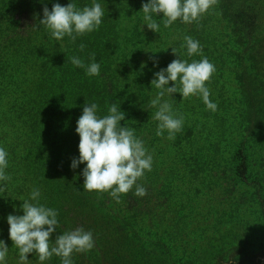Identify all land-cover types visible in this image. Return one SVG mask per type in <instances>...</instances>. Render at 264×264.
<instances>
[{"label":"trees","instance_id":"obj_1","mask_svg":"<svg viewBox=\"0 0 264 264\" xmlns=\"http://www.w3.org/2000/svg\"><path fill=\"white\" fill-rule=\"evenodd\" d=\"M97 1L102 5L104 15L99 26L103 37L96 49L95 62L102 66V73L107 74V77L106 83L94 80L93 87L89 85L88 89L93 90L99 100H104L105 103L127 102L129 105L127 110L133 114L128 122L137 130L139 129L138 112H141V140L148 154L151 153L153 157L152 168L149 171L152 173L150 187L166 204L170 224L173 223L169 229L173 226L176 228L175 233L170 235L169 242L161 241L164 249L167 250L170 262L172 264H264V239L253 237L249 229H246L245 235L238 236L241 241L236 240L235 235L229 236L227 233L228 230H234L235 224L220 230L222 220L214 215L211 208H208L210 202L218 199L216 191L219 186L229 197L237 199L238 197L233 194V187L244 185L245 190L253 194L255 203L258 205L257 211L262 216L264 224V128L254 126L252 123L254 117L264 118V78L255 73L258 77L249 80L245 77L246 70H243L241 74L238 72L237 68H240L238 57L231 44L232 36H236V29L241 32L242 26L236 24H241L243 15L249 18L251 16V20L264 24V10H262L264 0H217L218 3L216 2L212 7L218 9V21L227 27V31L220 29L216 36L209 33L212 28L209 15H202L201 19L191 24L181 23L179 39L177 36L173 45L177 49L181 44V51H177L182 59L191 62L207 57L215 65L218 74L213 73L210 80L206 82V87L210 90V100L216 101L217 109L215 111L207 109L199 95L183 99L179 92L172 96L166 94L164 99L172 105L173 113L183 116V126L181 131L175 134L174 140L167 139L169 135L167 130L164 131L163 137H155L158 144L153 137L156 136L154 134L159 122L152 119V112L157 109L149 108V103L159 90L151 85V81L155 78V72L166 68L169 63L179 57L164 46L169 37L161 26L160 33L155 36L152 34L153 30L144 25V13L141 11L140 1L134 0V3L138 7L136 8L138 16L142 19L136 22L131 21L129 26L125 21H118L119 18L112 20L107 17L110 0H95L96 3ZM93 2L94 0H0V113L2 111L5 118L11 120L10 113L18 109L34 113L35 106L29 104L44 102L47 95H51L54 101H59L61 95L64 96L65 93L64 86L60 84L61 77L66 75L65 70L60 67L63 61H70L72 56H78L84 61L92 54L85 52V48L83 51L80 50V45L84 42L82 36H77L74 42L68 36L62 40L51 37L50 31L38 21L39 18L43 19V8L47 6L51 10L55 3H60L62 6L73 3L78 9H82L85 6H91ZM146 2L149 1L146 0ZM15 11H21V14L16 16ZM119 12L124 13L123 6ZM153 16L163 17L162 14H153ZM33 18L36 19L32 22ZM197 22H200L201 26H198ZM198 27H200L199 30ZM243 28L246 32L247 29L244 26ZM125 29L130 31V34H134L137 40L136 43H130L129 48L122 46L121 43V32ZM184 36H191L199 41L203 56L197 54L195 58H192L187 55L186 47H182ZM239 36L242 35L239 34ZM41 38L48 40L54 50L52 53L54 60L57 58L54 67H50L49 71L43 69L33 59V49ZM169 43L171 45L172 40H169ZM224 55L231 57L234 64L222 59ZM257 56L260 57L258 54ZM136 57L137 59H134ZM150 57L158 60V67L154 66L153 59ZM132 63L141 70L139 77L136 79L128 77V80L123 82L119 79L117 70L119 67ZM82 72L83 69L80 68L79 75ZM231 72L235 74L234 80L239 83L240 88L248 81L250 84L256 81L254 87L257 90L259 88V92L248 96L241 90L240 97L228 96V93L224 91L222 79L226 80L227 73ZM69 75H73L72 70ZM136 76L132 75L134 78ZM141 76L146 82L144 86H141ZM28 77L29 79L25 80ZM242 77H244L243 80ZM71 86L76 87L75 84ZM168 86H175L174 82H169ZM32 94L34 97L30 98ZM242 103L247 106H242ZM47 107H51L54 114H61L60 117H63L61 107L53 105L45 108ZM7 111L10 112L6 113ZM43 112L45 113L44 109ZM209 115L213 117V121H207ZM15 118L21 123L24 122L23 119ZM32 120L35 121L38 118L32 117ZM148 121L152 122L149 128ZM232 123H235L234 126ZM23 125L28 126L26 123ZM46 135H49V132ZM70 135L73 136L72 133ZM73 139L71 141L74 142ZM58 141L56 151L59 156L60 138ZM170 147H176L179 155L176 171L172 170L174 167L166 153L167 148ZM36 150L38 148L32 143H28L24 149V159L20 162L25 170L22 182L30 181L31 183V188L25 193L26 200L30 199L33 188H38L41 193L39 202L58 210L57 219L60 227L52 236L57 237L66 230H75L80 227L92 232L94 247L82 253L73 252L71 256L73 264H99L100 258L114 256L109 243L95 233L91 224L86 223L76 206L75 198L79 190L76 180L70 181L72 183L70 186L69 183L62 182L58 175L52 173L46 185V182L42 181L46 170L34 159ZM241 165L250 167L252 173H249V176L245 173L233 179L232 172L240 170ZM13 166L14 163L9 165V169ZM54 166L59 167L56 163ZM194 167H198V175L195 174ZM145 172L148 171L145 170ZM13 180L18 182L12 177L10 181H7L6 189L0 191V225L2 223L0 235L3 237L9 235L8 230L4 231L9 225L7 216L23 214L22 210H18L23 201L18 199L19 194L15 188L11 187ZM91 197L94 210L114 209L115 199L110 195V191L94 190L91 191ZM230 212L234 216L238 214V211L235 212L233 209ZM241 246H247V263L238 262L237 257L231 255L232 249ZM16 257L18 259L15 260V264L19 262V253ZM28 264H40V262L37 259ZM43 264H62V259L53 255Z\"/></svg>","mask_w":264,"mask_h":264},{"label":"rangeland","instance_id":"obj_2","mask_svg":"<svg viewBox=\"0 0 264 264\" xmlns=\"http://www.w3.org/2000/svg\"><path fill=\"white\" fill-rule=\"evenodd\" d=\"M110 1L109 13L107 14L109 19L114 20L119 18L118 21L127 22V26L130 25L131 21L136 22L138 19H142L141 16H138V7L135 5L134 0ZM138 1H140L141 4L146 3V0ZM255 5L257 4L255 3ZM122 6L124 7V13L119 12ZM259 7L262 8L261 5H259ZM262 10L264 9L262 8ZM20 14L21 11H15L16 16ZM203 15H209L211 18L210 27L212 26V28H210L211 30H209V33L212 36H216L220 29H223L225 32L227 31V27L222 25L221 21H218L219 14L216 7H211L208 12ZM30 19L31 18H29V20ZM35 19L36 18H33L32 22ZM153 19L160 24L164 32L168 35L169 39L164 46L171 51V47H174V40L177 36L179 39V35L182 30L181 23L183 22L178 20L180 21L179 23L174 22L170 27H164L162 22L163 17L160 18L153 16ZM39 20L42 19L39 18ZM197 23L198 26H201L200 22ZM236 25L242 26L241 32L236 29V36L233 35L231 38L232 49L236 51V57H238V64L240 65V68H237L238 72L241 74L243 70H246L247 74L245 77H248L249 80L256 79V77H258L257 75H261L264 78V24L260 23L259 21L251 20V16L249 18L243 15L241 24ZM243 26L247 29L246 32ZM199 28L200 27H198V30ZM195 30L197 31V28ZM124 31L121 32V43L122 46L124 45L125 47L129 48L130 43H136L137 40L134 38V34H130V31L126 29ZM152 34L155 36L158 35V33L155 31H153ZM239 34L242 36H239ZM82 37L84 39L83 44L86 46L85 52L94 53L95 59H97L96 49L98 45L101 44L103 37L100 27L97 30L85 33L82 35ZM169 40H172L171 45ZM50 45L51 44L47 39L41 38L33 49L34 61L41 65L43 69H47V71H49L50 67H54V62L57 60V58L54 60L52 55L54 50ZM180 47L181 44L177 48L178 51H181ZM257 54L260 57H258ZM137 57L134 59H137ZM191 57L195 58V55ZM222 59L229 60L230 64H234L231 57H225L224 55ZM85 60L84 63L86 65L90 64L92 62L91 55L86 57ZM217 60H219V58H217ZM256 60H258V62ZM60 67L65 70L66 75H63L60 80V84L65 88V93L64 96L61 95L59 101H54V98H51V95H47L45 96L44 102H33L29 104L30 106H35L34 113L27 110L24 111L23 109H18L15 112L10 113L12 115L11 120L5 118L2 111L0 113V147L4 148L8 153V166L5 171L6 173L10 171L8 175H11V179L14 177L18 180V182L13 180L11 187L15 188L17 194H19L18 199H27L25 193L31 188V183L30 181L22 182L25 170L24 166H22L20 162L24 159L23 152L26 145H28V143H32L33 146L38 148V150H36V157H34V159L42 164L46 170L44 178L42 179V181L46 182V185H48L49 175L52 173L54 175H58L62 182L69 183L70 186L72 185L70 181H73L74 179L76 180L77 186L79 187V190H77V196L75 198L76 206L81 211L82 217L85 219L86 223L89 225L91 224L95 229V233L99 234L100 237L109 243L110 249L114 253V256L112 257L108 255L100 258L99 264H172L167 256V250L164 249L161 241L169 242L170 235L175 233L176 228L173 226L169 229V226H172L173 223L170 224L171 222L166 204L160 200L159 196L156 194V191L150 187L152 173L149 171L145 172L144 176L137 180V184L145 187V196H136L134 194L135 186H133V188L127 194L120 196L119 202L115 200L113 204V210H94L91 191H86L83 189L84 178L82 172L86 167V164H80L77 169L73 170L71 168V163L73 158H79L78 145L80 142V137L76 132V128L77 121L82 115L83 106L86 104V102L90 104L96 103L98 105V116L103 117L108 115V108L112 104L105 103L104 100H99L98 95L95 94L93 90L88 89L89 85L93 87L94 80L106 83L105 79L107 74L102 73L103 69L101 66V73L99 75L89 76L86 74L85 68H81L83 69V72L79 75L80 67L74 66L68 60L66 62L63 61ZM70 70H72L73 75H69ZM140 71L141 70H139L135 64H126L125 66L118 68L117 75L120 80L125 82V80H128V77H131L132 79L138 78ZM134 74L137 75L135 78L132 77ZM217 74L218 72L215 71V75ZM234 76L235 74L231 72L227 73L226 80L222 79L224 83V91L228 93V96H231L232 98L235 96L240 97L241 90L245 91V94L248 96L249 94L254 95L259 92L260 89L258 88L257 90L254 87L256 81L251 82V84L249 83L250 81H248L240 88L239 83L234 80ZM239 76L241 77V75ZM243 78L244 77H242V80ZM28 79L29 77L25 80ZM145 83L144 77L141 76V86H144ZM74 84L76 85L75 88L71 86ZM60 94H62V91H60ZM33 97L34 94L30 96V98ZM213 103L217 105L216 101H213ZM53 105L55 107L62 108V118L60 117L61 114H54L51 107L45 108L46 106ZM116 105L119 110L126 114L125 120L121 121V124L124 126L126 125L130 129H134L136 137L141 139V112H138L139 123L137 126L139 129L137 130L136 127L132 128L133 124L128 122L132 118L133 114L129 113L127 110V108H129L127 102L122 101ZM242 106L247 105L242 103ZM251 107L253 109L252 105ZM43 109L45 113L43 112ZM9 112L10 111H7L6 113ZM154 113L155 112H152V117ZM15 117L23 119L24 122L21 123L17 121ZM32 117L34 119L37 117L38 120L33 121ZM149 119L151 118L149 117ZM213 120V117L209 115L207 121ZM23 123L28 124V126L25 127ZM32 123L33 126H31ZM151 123L152 122L148 121V128ZM216 123L218 122L216 121ZM252 123L254 126H260L264 128V118L261 119L259 117H254ZM232 124L234 126L235 123ZM47 132H49V135H46ZM70 133H72L73 136H71ZM154 135H156V133ZM164 135L165 134H163V136ZM163 136L156 135L153 137L156 141V144H158V140L155 137L159 138ZM58 138L61 140L59 156L58 152L56 151V146L59 142ZM72 138H74V142L71 141ZM175 148L176 147H170L167 148L168 150L166 151L167 156L171 160V164L174 167L172 169L173 171L177 170V159H179V155ZM13 163V168L9 169V165H12ZM54 163H56L59 167L54 166ZM194 170L195 174L198 175V167H194ZM245 173H247V176H249V173H252V170L247 165H241L240 170L232 172L231 177L236 179ZM54 175L50 178L52 179ZM245 188L246 187H244V185H241L240 187H233V194L238 197L236 199L234 197L232 198V196L229 197L225 193L224 189H221L219 186L216 191L218 199L215 202H210L208 204V208H211V211L214 213V215L222 220V224H220L219 228L220 230L227 229L231 224H235L234 230H228L227 233L229 236L235 235L237 238L236 240L241 241L239 240L240 238H238V236L245 235L247 232L246 229H249L253 237H262L264 239L263 218L257 211L258 205L255 203L256 200L254 199L253 194H251L249 191H246ZM232 209L235 212L238 211L236 216L230 212ZM9 228L10 225H7L4 231H9ZM51 239H56V237L52 236ZM0 240L5 241L9 247L6 257V264H15V260L18 259L16 257L18 254V249L14 247V242L10 239L9 235L6 237L0 235ZM52 243L54 242L52 241ZM246 253L247 246L237 247L231 251L232 257H237L238 262L244 261L247 263L248 261ZM28 258V263H31V261H37L38 259L34 253H30ZM16 263L19 264V262Z\"/></svg>","mask_w":264,"mask_h":264},{"label":"clouds","instance_id":"obj_3","mask_svg":"<svg viewBox=\"0 0 264 264\" xmlns=\"http://www.w3.org/2000/svg\"><path fill=\"white\" fill-rule=\"evenodd\" d=\"M216 2L217 0H149L142 4L144 25L160 33V24L153 19V14L163 15L164 27H170L177 20L191 24L207 13ZM103 15L101 4L95 0L91 6L82 9H78L73 3L67 6L55 3L51 10L47 6L43 8V19L39 22L56 40L68 36L74 42L77 36L97 30ZM183 39L182 47H186L189 57L197 54L203 56L199 41L191 36H184ZM85 47L81 44L80 50L83 51ZM171 48L179 58L154 73L151 85L159 91L149 103V108L157 109L152 117L159 122L156 135L163 136L167 130L168 140H174L175 134L181 131L183 116L173 113L172 105L164 99L166 94L172 96L179 92L183 99L199 95L207 109H217V105L210 100V90L206 87V82L216 71L215 65L207 57L189 62L181 58L176 48ZM150 59L158 67V60L154 57ZM91 60L86 65L78 56L70 58L74 66L85 68L87 75H99L100 64L95 62L94 53L91 54ZM169 82H174L175 86L169 87ZM97 112L96 103L86 102L83 106L76 128L80 137L79 158H73L71 168L75 170L80 164H86L82 172L83 189L86 191H110L112 198L119 202L120 194H127L135 185L134 194L138 197L145 196L146 189L137 184V180L144 176L145 170L151 171L152 155L148 154L143 141L136 137L134 129L121 125L126 114L116 104L108 108V115L100 117ZM7 156L5 149L0 147V182H3L0 183V191L6 189V182L11 179L5 171L8 166ZM40 195L39 189L33 188L29 200L21 199L23 203L18 210H22L23 214L7 216L9 236L18 249L19 264H28L30 253L38 257L40 264L53 255L60 257L62 264H73V252L82 253L94 247L93 234L80 227L66 230L52 240V234L60 227L58 210L41 204ZM8 250L6 242L0 240V264H6Z\"/></svg>","mask_w":264,"mask_h":264}]
</instances>
